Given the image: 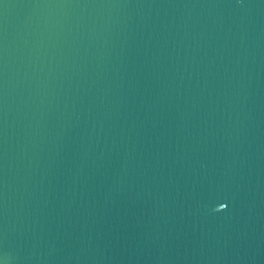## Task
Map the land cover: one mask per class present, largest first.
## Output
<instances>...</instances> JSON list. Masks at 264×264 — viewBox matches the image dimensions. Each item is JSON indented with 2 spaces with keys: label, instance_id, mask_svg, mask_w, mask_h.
Returning a JSON list of instances; mask_svg holds the SVG:
<instances>
[{
  "label": "water",
  "instance_id": "95a60500",
  "mask_svg": "<svg viewBox=\"0 0 264 264\" xmlns=\"http://www.w3.org/2000/svg\"><path fill=\"white\" fill-rule=\"evenodd\" d=\"M0 264H264V0H0Z\"/></svg>",
  "mask_w": 264,
  "mask_h": 264
},
{
  "label": "snow or ice",
  "instance_id": "6c2138e0",
  "mask_svg": "<svg viewBox=\"0 0 264 264\" xmlns=\"http://www.w3.org/2000/svg\"><path fill=\"white\" fill-rule=\"evenodd\" d=\"M228 205L227 204H221V208H227Z\"/></svg>",
  "mask_w": 264,
  "mask_h": 264
}]
</instances>
